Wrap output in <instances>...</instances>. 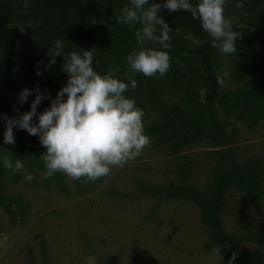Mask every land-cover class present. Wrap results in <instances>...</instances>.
<instances>
[{"label": "trees", "instance_id": "obj_1", "mask_svg": "<svg viewBox=\"0 0 264 264\" xmlns=\"http://www.w3.org/2000/svg\"><path fill=\"white\" fill-rule=\"evenodd\" d=\"M237 2L226 0L224 12L226 19L243 27L234 28L242 33L235 54L213 47L190 13L161 9L171 28V67L164 77H146L126 62L133 50H140L135 32L141 25L118 22L123 7H131L130 0H0V117L18 118L30 111L36 93L21 105L18 94L24 88L38 87L54 99L66 85L62 56L51 69L45 68L47 49L60 40L65 54L90 50L98 74L115 69V78L129 84L124 95L143 110L144 132L151 140L138 158L122 167L130 172L125 178L129 185H122L130 189L109 185V176L86 182L56 173L45 179L41 155L46 148L39 138L14 128L15 143L5 144L6 123L0 118V237L24 228L28 235L7 252L0 250V264H80L71 258L76 254L67 237L78 226L77 234L85 236L84 222L76 219L84 217L74 213L75 206L60 205L56 199L79 198L78 204H87L101 197L116 203L129 196L179 200L195 208L196 225L187 224L193 225L199 251V261L193 264H227L233 252H238L234 264H264V0H243L242 8ZM150 46L160 49L158 44ZM37 68L42 75L36 74ZM218 75L223 86L217 83ZM132 79L137 82L134 90ZM49 105L50 100H43L37 112ZM33 120L38 122L37 117ZM4 155L13 164L19 159L24 170L6 169ZM29 173L34 177L30 183L25 181ZM30 190L32 196L39 195L38 210ZM93 217L103 222L107 216ZM87 246V257L121 264L93 249L88 240ZM216 246L220 255L213 253Z\"/></svg>", "mask_w": 264, "mask_h": 264}, {"label": "clouds", "instance_id": "obj_2", "mask_svg": "<svg viewBox=\"0 0 264 264\" xmlns=\"http://www.w3.org/2000/svg\"><path fill=\"white\" fill-rule=\"evenodd\" d=\"M131 7L124 6L119 23L141 27L135 32L140 50H133L126 57V62L134 72L146 77H164L171 67L169 49H171V28L159 14L161 9L169 13L183 10L200 21L202 30L211 38L213 47L222 54H235V42L242 38V33L234 28H243L225 18L226 0H130ZM237 8L244 6L238 0ZM95 23V22H93ZM160 45V49L150 45ZM50 59L45 66L51 69L57 57H63L61 70L67 74V83L53 99L45 90L24 88L18 94L22 105L35 92L30 111L19 113L18 118L4 119V143L14 144L13 129L25 130L31 136H37L40 144L46 148L41 155L46 171L44 178L62 173L71 180L84 178L86 182H95L111 174L115 167L122 168L128 162L138 158L151 143L144 132V112L136 106L135 101L124 94L129 84L115 78V69L107 74H98L93 68V54L84 50L82 55L76 51L64 53V44L57 40L45 53ZM43 63L42 61L37 62ZM37 75H42L37 68ZM228 73H223L227 76ZM223 76H217V83L224 85ZM131 88L137 87L135 79L130 81ZM65 96L67 97L65 99ZM50 100V105L43 112L37 108L43 100ZM37 117L38 122L33 118ZM6 169L23 171L24 164L17 159L15 163L7 155L2 157ZM34 179L29 173L26 182ZM215 255L221 254L220 246L213 249ZM238 252H233L227 264H234ZM87 264H96V257H89Z\"/></svg>", "mask_w": 264, "mask_h": 264}, {"label": "rangeland", "instance_id": "obj_3", "mask_svg": "<svg viewBox=\"0 0 264 264\" xmlns=\"http://www.w3.org/2000/svg\"><path fill=\"white\" fill-rule=\"evenodd\" d=\"M126 169L121 168L120 171L118 167L113 168L107 183L130 189L129 186L122 185L123 181L126 182L125 178L130 175ZM149 173L153 174V172ZM126 184L129 185L128 180ZM121 190L122 195H127L123 188ZM29 193L35 210H38L39 195L32 196L31 190ZM56 200L60 205L75 206L74 213L84 217L83 220L78 217L76 219L84 222L81 228L84 229L85 236L81 238L80 233L77 234L78 226L73 230L72 235L67 237L70 251L76 254L71 258L80 264H87L89 259L86 255L91 249L87 246V240L93 249L99 248L121 264H150L148 257L153 261L151 264L177 262L193 264L199 261L195 231L191 228L196 225L197 220L196 210L192 205L179 200L162 202L146 198L132 200L130 196L124 200H115L116 203L101 197H95L87 204H78L76 201L80 200L79 198ZM94 213L107 216L104 218L106 220L103 222L96 220L93 217ZM1 218L3 219L2 215ZM181 218L185 219V224L181 222ZM99 237H103L104 240ZM27 238L26 228L8 233L0 237V250L7 252L13 244L19 241L25 242ZM7 258L10 259L9 256ZM96 264L103 263L96 260Z\"/></svg>", "mask_w": 264, "mask_h": 264}]
</instances>
